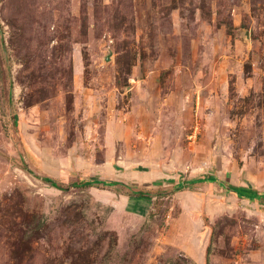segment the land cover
Masks as SVG:
<instances>
[{"label":"rangeland","instance_id":"1","mask_svg":"<svg viewBox=\"0 0 264 264\" xmlns=\"http://www.w3.org/2000/svg\"><path fill=\"white\" fill-rule=\"evenodd\" d=\"M0 264H264V0H0Z\"/></svg>","mask_w":264,"mask_h":264},{"label":"trees","instance_id":"2","mask_svg":"<svg viewBox=\"0 0 264 264\" xmlns=\"http://www.w3.org/2000/svg\"><path fill=\"white\" fill-rule=\"evenodd\" d=\"M45 179V182H47L48 184L50 183L51 185L53 186H56V187H59L57 184H56V181L50 179V178H44ZM210 180V179H209ZM198 182H206L208 180H196ZM75 186H81V187H94V186H103V187H111L112 185H115V184H112L111 182H106V181H99V180H93V179H90L88 181H85V182H82V183H74ZM176 189H183V187H178ZM138 194L139 195H142L143 192H139L137 190ZM238 196H242L244 194H242V192L238 191L236 193ZM248 197H251V195H249Z\"/></svg>","mask_w":264,"mask_h":264}]
</instances>
